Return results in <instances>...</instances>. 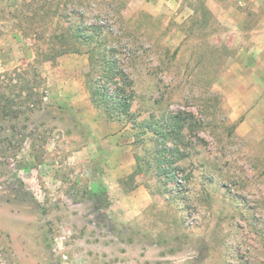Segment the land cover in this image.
Returning a JSON list of instances; mask_svg holds the SVG:
<instances>
[{
    "label": "rangeland",
    "instance_id": "1",
    "mask_svg": "<svg viewBox=\"0 0 264 264\" xmlns=\"http://www.w3.org/2000/svg\"><path fill=\"white\" fill-rule=\"evenodd\" d=\"M89 22L112 32L132 117L91 104L86 53L36 62ZM28 64L26 138L0 131V264H264V0H0V72ZM178 110L197 127L166 173L146 121Z\"/></svg>",
    "mask_w": 264,
    "mask_h": 264
},
{
    "label": "trees",
    "instance_id": "2",
    "mask_svg": "<svg viewBox=\"0 0 264 264\" xmlns=\"http://www.w3.org/2000/svg\"><path fill=\"white\" fill-rule=\"evenodd\" d=\"M55 8V13H58V6ZM111 34L109 29L96 22L69 23L66 29L50 35L49 39L52 43H47L48 46L36 47V62L54 60L67 52L86 53L88 69L85 72V81L88 85L89 100L94 107L104 112L107 119L119 120L133 116L129 109L133 94L132 92L127 94L126 88L131 85V80L123 71L121 59L118 57L119 52L112 43ZM56 41L58 45L54 43ZM39 79V73L32 64L0 72V122L5 120L11 122L9 126L0 123V131L9 130L12 134V138L3 134L1 139H9L7 143L10 150L15 147L20 148L26 138V133L21 131L26 128V124L19 127L17 121L20 115L28 120L27 115L34 111L40 102L42 94L39 91L41 84ZM110 85L113 89L112 93H109ZM146 122H149L147 127L153 132L155 143L159 146L155 154L158 161L157 168L168 173L167 167H162L163 162L172 164L175 154L180 158L178 146L186 144L184 131H193L197 123L191 113L179 110L166 113L160 121ZM14 133L19 136L17 139ZM138 167L139 165L136 166ZM170 177L173 178V175Z\"/></svg>",
    "mask_w": 264,
    "mask_h": 264
}]
</instances>
